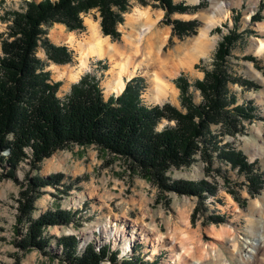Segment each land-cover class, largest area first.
I'll use <instances>...</instances> for the list:
<instances>
[{"label":"rangeland","instance_id":"1","mask_svg":"<svg viewBox=\"0 0 264 264\" xmlns=\"http://www.w3.org/2000/svg\"><path fill=\"white\" fill-rule=\"evenodd\" d=\"M174 1L176 3L185 1L186 4L200 6L194 12H174L170 15L172 19H198L200 25L197 33L206 22L205 16L213 12L215 4L222 6L224 11H221L220 20L212 25L209 31L208 42L214 43V48L209 55L199 57L190 62L188 66L174 72L173 75H166V78L176 86L178 91L175 97H169L163 102L153 98L148 76L141 71L131 78L125 77L126 84L134 77H144L146 87L141 96L146 104L163 105L170 102L185 111L181 105L180 89L174 82L175 78L184 73L192 83L202 79L205 75L204 70L213 67L219 41L236 24L239 31L243 33V37L232 49L228 63L234 75L252 80L255 86L247 88L245 85L229 84V88L237 98L235 105L247 101L253 102L256 117L245 119L243 130L234 136L224 134L222 132L224 128L220 124L213 125L212 128L214 133L220 134V145L231 143L238 151L245 153L250 162L256 163L255 170L264 177V152L261 151L264 148V50L260 53L257 52L259 41H264V0H200L195 3L192 0ZM129 3V10L123 14L124 21L118 25L121 37L113 40L111 36L107 35L114 42H122L124 29L129 30L126 26L127 16L129 13H133L137 6L149 8L151 16L157 20L158 29L170 28L169 36L166 40H162V43H159L157 47V54L162 60L166 59L169 52L182 42L197 35V33L182 37L173 35L174 25L164 20L166 10L159 6L157 0H147L145 4L139 0H129ZM4 5L6 8L18 9L23 7L24 0H6ZM161 10L163 12L158 16L157 13ZM253 15L261 16L262 19L253 21ZM82 17L83 29L70 30L63 24L64 29L73 31L82 38L87 33L86 17L98 20L101 24L98 9L83 13ZM235 17H238L237 23ZM9 23L11 22L6 23L0 20V32H7ZM57 24L47 26V36L56 44L67 45L66 41L56 42L51 36L52 31L56 30ZM218 27L220 30L215 31ZM68 47L73 50V59L59 65L78 64L77 49L71 45ZM155 54L156 51L153 50L152 56H149L146 61V68L150 72L162 71L161 64L154 59ZM2 55L0 40V57ZM37 55L43 60L45 70L51 72L52 80L61 82L58 90V96L61 98L71 90L73 83L79 81L88 72L96 73L101 77V85L108 76L107 69L110 66L108 58L92 57L88 69L81 74L79 79L67 81L56 78L55 72L52 70V63L55 62L48 59L42 47L38 50ZM246 55L255 56L257 62L245 59ZM104 63L108 65L106 69L100 66ZM170 66L171 64L167 68L168 71L172 70ZM191 92L194 101L200 103L202 101L200 91L191 87ZM121 93L111 90L107 93L104 92V95L108 99L113 94ZM166 123V120L161 122L159 128H163ZM11 136L10 139H12ZM31 151L32 149L29 148L28 157L20 163L17 169L18 180L14 178L0 180V264H74L65 256L62 245L58 243L62 236L70 235H75L78 238L80 254L86 250L89 244L92 246L94 244L98 249L101 247V250L106 249L107 257L103 260L105 262L100 264H123L127 261H134L136 264H194L198 261L201 264H224L225 262L229 264H264V246L258 249L254 258L244 257L247 248L251 246L249 240L255 236L256 231L260 228V219L264 216V185L260 193L252 196L248 189L246 176L239 173L232 163L223 160L219 151L212 148L209 150V156L212 155L213 159L210 166L207 164L210 157L208 155L203 157L199 154L190 166L172 167L168 172L172 180L206 179L211 183L216 192L206 196L204 204H200L199 198L195 195L161 190L158 185L139 172L133 174L121 157L109 155L101 151L95 144L74 143L59 148L40 162L39 170H31ZM9 153V150H5L1 155L8 156ZM8 169L7 164L5 167L0 166V171ZM28 172L31 175L39 174L43 177H47L51 173L62 172L65 174L63 182L73 184L68 193L63 192L66 188L62 185L60 188L46 186L43 189L44 194L35 201L34 218H38L48 210L55 211L58 208L74 212L77 218L69 225H51L46 229V235L49 237V247L45 250L47 252L38 249L23 252L17 246V242L23 236V231L26 232L28 226L26 221L21 223L18 221L19 203L17 201L22 189L21 183L24 181L26 183L25 178ZM198 205L199 212L193 218V212ZM215 215L224 216L225 219L215 222L212 219V216ZM110 226H114V229L120 232L124 231L126 237L128 236L125 238L126 241L122 242L123 247L110 235H107L110 237L107 238L102 234ZM99 238L100 243H96ZM130 238L131 240H129ZM132 242L133 247L130 251L128 247ZM236 243L237 247H235ZM121 248L125 254H122ZM114 255L116 263L111 260ZM178 255L182 258H178Z\"/></svg>","mask_w":264,"mask_h":264},{"label":"trees","instance_id":"2","mask_svg":"<svg viewBox=\"0 0 264 264\" xmlns=\"http://www.w3.org/2000/svg\"><path fill=\"white\" fill-rule=\"evenodd\" d=\"M139 1L147 3V0ZM157 1L166 10L164 20L174 25L173 35L182 37L197 33L198 19H172L170 15L194 12L200 6L185 1ZM5 2L0 0V20L11 23L7 32H0L3 52L0 57V166L7 164L9 169L0 171V180H18L17 169L28 157L29 148L32 149L31 170H39L40 162L59 148L74 143L95 144L101 151L121 157L133 174L139 172L161 190L195 195L200 204H204L206 196L216 192L211 183L206 179L172 180L168 172L172 167L190 166L199 154L209 156L212 148L246 176L252 196L260 193L264 177L255 170L256 163L250 162L248 156L231 143L220 145V134L214 133L212 128L220 124L224 134L234 136L243 130L245 119L256 117L253 102L235 105L237 98L229 88V84L255 86L252 80L234 75L228 63L232 49L243 37L236 24L219 41L213 67L204 70L202 79L192 83L184 73L175 78L184 111L170 102L146 104L141 96L146 87L145 78L141 76L129 80L121 94L106 99L101 77L88 72L61 98L58 96L61 82L52 80L51 72L45 70L43 60L37 55L42 47L49 60L57 64L70 62L73 50L66 44L54 43L47 36V26L62 23L70 30L83 29L82 14L92 9L100 11L103 33L113 40L119 39L118 25L129 10V0H24L23 7L18 9L6 8ZM261 19V16H252L253 21ZM219 30V27L215 29ZM245 59L257 62L253 55H246ZM100 66L108 67L106 63ZM191 87L200 91V103L194 101ZM165 120L167 123L160 129L159 124ZM5 150L10 151L8 156L1 155ZM209 157L207 164L210 166L213 159L212 155ZM64 177L62 172L47 177L26 174V183H21L17 199L18 221L28 223L26 232L23 231L17 242L21 251L38 249L47 252L49 237L46 229L77 220L74 212L61 208L33 217L35 201L44 194L46 186L60 188L62 185L66 188L64 193L72 189L73 184L63 182ZM199 209V205L196 206L193 218ZM212 219L221 222L225 218L215 215ZM58 243L74 264H100L107 257L106 249L98 252L92 244L80 254L75 235L62 236ZM111 260L116 263L115 255Z\"/></svg>","mask_w":264,"mask_h":264},{"label":"bare ground","instance_id":"3","mask_svg":"<svg viewBox=\"0 0 264 264\" xmlns=\"http://www.w3.org/2000/svg\"><path fill=\"white\" fill-rule=\"evenodd\" d=\"M192 1L195 3L200 0ZM212 10V13L205 16L206 22L200 28L197 35L182 42L174 50L169 52L167 58L164 60L158 56L157 47L159 43H162V40H166L169 36L170 28L168 27V29L164 30L158 29L156 26L157 20L151 16L149 8L137 6L133 13L128 14L126 26L129 30L124 29L121 43L114 42L109 36L104 35L100 22L90 17L85 18L87 33L82 38L73 31H66L64 29L65 26L58 23L56 30L52 31V38L56 42L64 40L68 43L67 45L75 47L78 51L77 55L79 56V62L77 65H59L52 63V70L55 72L56 78L65 79L67 81L77 80L80 78L81 74L88 69L92 57L108 58L110 66L107 69L108 76L102 85L104 92L107 93L111 90L119 93L122 92L126 85V80L124 78H131L138 71H141L148 76L153 98L163 102L169 97H175L178 91L176 86L166 78V75H173L174 72L176 73L181 68L188 66L190 62L201 56L209 55L212 48H214V43L211 44L208 42L209 31L212 25L220 20L221 11H224V9L221 5L216 3ZM162 12L161 10V12L157 13L158 16H160ZM184 15L190 16L189 14ZM142 17L145 19L143 20ZM153 50L156 51L155 56L153 55L155 61L157 60L156 62L162 66V71L160 70V72H150L146 68V61L149 56H152L151 53ZM263 50L264 41L261 40L259 41L257 52L260 53ZM158 59L161 60L159 61ZM170 64L172 70L168 71L167 68ZM261 151L264 152V148ZM258 201H256V203ZM259 226L260 228L256 231L255 236L249 240L251 246L247 248L244 257L254 258V254H257L258 249L264 246V216L260 219ZM109 228L111 229L109 230ZM109 228L105 229V233L110 234V232H112V236H115L114 226H110ZM125 237L126 233L121 231L118 238L124 239ZM129 240H131V238ZM235 247H237V243ZM177 257L182 258L180 255ZM194 264H201V262L198 261ZM224 264L229 263L225 262Z\"/></svg>","mask_w":264,"mask_h":264},{"label":"built area","instance_id":"4","mask_svg":"<svg viewBox=\"0 0 264 264\" xmlns=\"http://www.w3.org/2000/svg\"><path fill=\"white\" fill-rule=\"evenodd\" d=\"M120 231L119 230H115L114 229V234H115V236H112V232H110V234H106L105 233V230L103 231V235L105 236V237H107V235H110V237H113L114 239H116V241H118V242H120L121 243V245L120 246H122L123 244H122V242H124V241H126V237L124 238V239H121V238H118V236L120 235ZM110 237H107V238H110ZM118 238V239H117ZM124 240V241H123ZM99 241H101L100 240V238H99V240L97 239V241H96V243H100ZM128 245H129V242L127 243ZM93 246L95 247V249L96 250H101L100 248L101 247H99V249L97 248V246H95L94 244H93ZM104 247V246H103ZM123 247V246H122ZM131 247H133V242H132V244H131V246H129L128 248L130 249V251H131ZM121 252H122V254H125V252L123 251V249L121 248ZM103 262H105V261H102V263Z\"/></svg>","mask_w":264,"mask_h":264}]
</instances>
